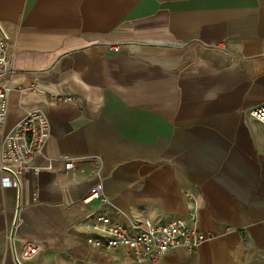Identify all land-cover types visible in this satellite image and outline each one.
Returning a JSON list of instances; mask_svg holds the SVG:
<instances>
[{
	"label": "crops",
	"instance_id": "crops-1",
	"mask_svg": "<svg viewBox=\"0 0 264 264\" xmlns=\"http://www.w3.org/2000/svg\"><path fill=\"white\" fill-rule=\"evenodd\" d=\"M0 32V156L30 111L51 126L22 190L0 170V264H133L88 244L92 210L138 232L195 203L214 237L160 264H264V0H0ZM99 185L108 202L84 203Z\"/></svg>",
	"mask_w": 264,
	"mask_h": 264
},
{
	"label": "built area",
	"instance_id": "built-area-1",
	"mask_svg": "<svg viewBox=\"0 0 264 264\" xmlns=\"http://www.w3.org/2000/svg\"><path fill=\"white\" fill-rule=\"evenodd\" d=\"M11 65L7 53V38L0 32V124L5 122L8 113V87L1 78L12 71ZM36 87L35 85L34 88ZM250 115L264 124V103L254 107ZM50 134L51 126L47 115L41 110H33L13 132L5 136L0 156V170L4 173L3 186H15L22 190V176H37L41 172L42 167L35 164V159L44 155ZM72 167V159L66 158L65 168L69 170ZM39 196V190L35 189L32 193L33 200L37 201ZM187 196L195 202L191 192H187ZM94 200H99L102 204L108 202V198L102 194L100 185L93 188L83 202L89 204ZM198 216V205L195 203L186 218H175L160 225L146 222L140 231L133 232L131 228L113 221L108 215L98 214L96 210H92L89 217L98 220V224L94 226L97 233H90L87 242L95 248L104 250L126 247L132 254L133 264H160L162 258L172 248L186 246L196 251L201 243L214 237L213 234H206L199 229ZM39 250L40 246L27 242L23 258H30ZM18 262L21 264L19 259Z\"/></svg>",
	"mask_w": 264,
	"mask_h": 264
},
{
	"label": "water",
	"instance_id": "water-1",
	"mask_svg": "<svg viewBox=\"0 0 264 264\" xmlns=\"http://www.w3.org/2000/svg\"><path fill=\"white\" fill-rule=\"evenodd\" d=\"M20 190V189H19Z\"/></svg>",
	"mask_w": 264,
	"mask_h": 264
}]
</instances>
